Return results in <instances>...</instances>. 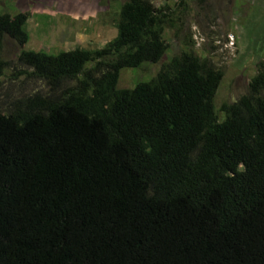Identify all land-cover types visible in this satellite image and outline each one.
<instances>
[{"label":"trees","instance_id":"16d2710c","mask_svg":"<svg viewBox=\"0 0 264 264\" xmlns=\"http://www.w3.org/2000/svg\"><path fill=\"white\" fill-rule=\"evenodd\" d=\"M28 12L0 15V82L48 89L0 111V264H264V61L239 100L214 103L224 72L186 49L149 81L174 18L125 0L95 49H22ZM12 66V67H11Z\"/></svg>","mask_w":264,"mask_h":264},{"label":"rangeland","instance_id":"374dc122","mask_svg":"<svg viewBox=\"0 0 264 264\" xmlns=\"http://www.w3.org/2000/svg\"><path fill=\"white\" fill-rule=\"evenodd\" d=\"M123 1L0 0V15L30 14L26 25L29 41L21 46L12 37H5L2 57L15 66L22 49L58 53L102 47L118 33L114 18ZM152 1L174 18L176 26L166 30L169 50L159 63L122 69L119 88H133L151 80L163 61L191 49L224 72L214 101L218 109L248 92L257 63L264 61V0ZM6 74L0 82V111L13 98L48 89L41 81L23 76L12 79L11 71Z\"/></svg>","mask_w":264,"mask_h":264}]
</instances>
